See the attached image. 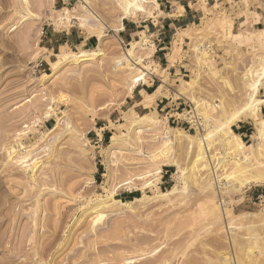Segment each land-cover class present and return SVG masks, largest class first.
Returning <instances> with one entry per match:
<instances>
[{"label":"rangeland","instance_id":"rangeland-1","mask_svg":"<svg viewBox=\"0 0 264 264\" xmlns=\"http://www.w3.org/2000/svg\"><path fill=\"white\" fill-rule=\"evenodd\" d=\"M160 1L144 0L142 13L122 20L139 25L160 14ZM120 7L117 0H0V264H264V207L254 200L264 184H241L254 175L250 166L264 164V136L245 138L254 154L235 162V148L215 131L255 100L251 88L264 68V0L231 6L237 25L220 12L223 4L217 12L203 4L204 19L179 31L168 51L170 66L188 57L177 78L156 63L150 33L137 34L132 42L143 48L136 56L154 71L144 84L158 78L152 101L133 94L137 73L124 59L130 43L115 36ZM64 10L83 23L62 20ZM63 30L96 39L93 47L65 46L71 53L98 49L96 59L53 71L61 47L48 38ZM184 36L189 44L182 50ZM203 44L209 48L200 51ZM163 97L184 104L172 111L179 119L192 122L186 112L195 107L201 128L177 124L178 115L160 110L164 102L156 109ZM252 108L264 118V99ZM237 123L255 132L253 121ZM171 130L208 135L206 148L196 155L186 142L163 144ZM111 136L117 145L110 153ZM13 150H28L34 170L16 164ZM172 160L177 167L166 164ZM172 187V196L156 200ZM142 194L140 203L118 208V200Z\"/></svg>","mask_w":264,"mask_h":264},{"label":"bare ground","instance_id":"bare-ground-1","mask_svg":"<svg viewBox=\"0 0 264 264\" xmlns=\"http://www.w3.org/2000/svg\"><path fill=\"white\" fill-rule=\"evenodd\" d=\"M117 1H118V5L120 4V6H121L120 8L123 11L120 20L126 19V18L128 19V17H133V14H135V12H138V13L141 12L142 13V11H144V8H143L144 0H117ZM151 1H153V0H151ZM82 5L85 9H87V12L89 11L91 13V15L94 16L96 21L102 23L101 19L97 15H95L86 6V4H84L82 2ZM155 5L157 6L156 3H155ZM143 13H145V12H143ZM60 18L62 20H65L66 22L70 21V23L73 20H75V21L79 20L81 22V24L83 23V21L80 20L81 19L80 14L75 13V12L70 13V12H68V10H64V12L60 15ZM119 27H122L121 24L119 25ZM102 38H103V36L99 35L97 39L99 41H101ZM129 45H130L129 46L130 48L125 50V52H124V59L126 60V65L132 71H135L137 73L136 76H134L132 78V83H131V88L135 89V87L137 85L144 84L146 82L145 76H149V75L151 76L154 71H153V69L147 68L145 66V64L142 63V59H140L139 56H136V52L143 48V44L139 41H134V42L130 43ZM98 53H99L98 49H89V50L88 49L87 50L82 49V50H79V52H72L71 53V52H68L65 50V46L64 47L61 46L60 52L58 54H55V58L57 59V61L50 62V66H51V69L53 71H56L61 63L67 64V63L72 62V63L78 64L81 62L92 61V60L96 59V57L99 55ZM49 76L50 75H45V77H49ZM263 86H264V68L257 74V79L251 88V90L254 94L253 97L255 99L253 101V103L251 104L250 102H248L246 104L247 105L246 107H243V108L239 109L237 112H235L229 118V120H227V122L216 124V130L215 131H216V133H218L222 136L221 138L223 141V145L230 144V145H233V147L235 148V150H236L235 162L239 161L240 159H242V160L249 159L250 156L252 154H254V148L252 145L244 144V142L239 138V136L232 131V129H231L232 124H235L237 122L246 121V120H251V121H253L252 124H253V127L255 129V132L250 136L251 140L253 142H256L258 139H260L264 136V118L260 119L258 112H256L252 108L256 102L264 99V96H259V98H255V96L257 94H259V89ZM158 89H159V87L151 94H145L143 91H141V93H143V95H145L146 97L149 98L150 101H152L154 98H156L159 95ZM145 117H146L145 115L139 117V121H143ZM248 117H251V118L249 119ZM223 135H225V136L230 135L231 138L235 139V141H233V142L232 141H226L227 138L223 137ZM163 136H164L163 144L164 143H173V142H176V143L186 142V143L190 144V146H192V148L194 147L193 150L197 151V152H194L196 155H197V153H199L198 155H200L202 153V151L206 148V138L209 137L208 135H206V136L199 135V137L197 135H190V134H187L186 132H184L182 130H180V131L179 130L178 131L177 130H175V131L171 130L168 132L166 131L165 133H163ZM116 145H117V138L111 136L110 140H109V145H108V149H109L110 153L114 150L116 151ZM26 152H27V154H22V155L20 153H16V151H14V150L9 152V157H11V155H12L11 159H13V157L16 155V160H15L16 164H18L19 166H21L25 170L28 169V167L32 166L29 162L27 164V160L29 161V159L27 157V155L29 154V151L24 150L23 153H26ZM225 158H226V155H224L222 157L221 162H224ZM166 164L177 167L173 160L167 161ZM13 165H14V163H13ZM254 165H257V162H256V164L254 163L252 166H250V169H249V170H251V172L254 173V175L247 178L245 181H241V184H244V183H246V185H248V184H255V185L264 184V164H260L258 167L254 166ZM31 168L34 170L33 167H31ZM155 171H156L155 174L161 172L159 168H157ZM19 175H21V174H19ZM128 183H130V182H128ZM230 186L233 188H236L235 184L230 185ZM174 192H175V188H173V187L171 189L167 190L166 192H159L160 197L156 198V200L162 201L165 198H169L170 196H172L174 194ZM110 197L112 198L113 201H116L113 199L112 194L110 195ZM144 197H145V194H142L141 197H135L131 201L125 200V202H122V201L118 200V203H119L118 208H120V209H127L128 208L129 209V208H131L132 204L140 203ZM212 211L214 212L213 213L214 216L218 217L219 212H218L217 206L214 205L212 207Z\"/></svg>","mask_w":264,"mask_h":264},{"label":"crops","instance_id":"crops-1","mask_svg":"<svg viewBox=\"0 0 264 264\" xmlns=\"http://www.w3.org/2000/svg\"><path fill=\"white\" fill-rule=\"evenodd\" d=\"M204 2L205 3L200 2L199 0H162L160 3H158L160 14H155L154 17H150L147 20L141 21L148 22L146 25H142L141 22L139 25H137L134 22L130 23L128 21L122 20V27H118L115 30V36L118 37L122 43H131L140 32L150 33L149 38L155 49L153 56L154 59H156V63L162 67H165L171 76L177 78L187 70L186 66L188 65V57L183 55V57L174 66H170L168 65L167 59L168 51L172 48L173 39L179 33V31H184L187 28L200 23L204 19L205 13L203 11V4L210 7L212 11H216L214 6L217 3L223 4V11L220 10V12L230 13L229 15L235 25L240 23V19L237 16V9H232V11H230L231 6H235L239 0H233V4L231 6L229 5L228 7H226L228 0H205ZM140 28H142L141 31L139 30ZM55 34L56 33H52L48 38V41L52 44V47H93V45L96 43V39L93 37H85L80 33H74L73 30H63L58 33L60 36L56 35L54 37ZM188 40L189 38L187 36L183 37L182 44H180L182 50H184L185 46L189 44ZM156 81H158V78L154 77L151 84H141L140 86L137 85L133 91V94L142 96L141 91L146 94L153 93L151 90L154 87V82ZM155 90L156 89H154V91ZM163 102L164 105L160 107V104ZM174 105H177V103H174ZM177 106L174 107L173 101H170L169 98L166 97H163V99H157L155 103L156 109L160 107V110L166 109L169 110V113L177 110ZM172 115H178L179 117L178 112L170 113V117ZM233 126V131H236L237 135L242 141L247 137L250 139L249 127L240 123H237ZM165 175H167V171L162 173L161 178L163 179Z\"/></svg>","mask_w":264,"mask_h":264},{"label":"built area","instance_id":"built-area-1","mask_svg":"<svg viewBox=\"0 0 264 264\" xmlns=\"http://www.w3.org/2000/svg\"><path fill=\"white\" fill-rule=\"evenodd\" d=\"M198 48H199V50H202V49L209 48V46L203 44V45L198 46ZM177 105H178L177 109H179V106L184 105V104L181 102H178ZM189 106H192V103ZM181 111H182V114H180V115H183V109ZM186 115H189V117H192L191 118V119H193L192 122L186 121L184 119H179V117H173V119H175L177 124H179V122H181V124L184 123L185 125L189 126V128H193V130H196L198 128V126H200V128H201L200 118L198 117V114L196 113L195 107H193V109L187 110ZM183 129H185V127ZM254 200L257 201L260 206L264 207V193H262L261 195H257L254 198Z\"/></svg>","mask_w":264,"mask_h":264}]
</instances>
